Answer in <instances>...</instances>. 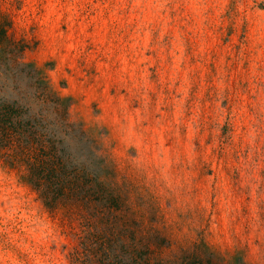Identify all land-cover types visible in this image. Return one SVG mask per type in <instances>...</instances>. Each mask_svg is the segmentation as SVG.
<instances>
[{
	"label": "rangeland",
	"instance_id": "rangeland-1",
	"mask_svg": "<svg viewBox=\"0 0 264 264\" xmlns=\"http://www.w3.org/2000/svg\"><path fill=\"white\" fill-rule=\"evenodd\" d=\"M4 102L0 264H264V0H0Z\"/></svg>",
	"mask_w": 264,
	"mask_h": 264
},
{
	"label": "trees",
	"instance_id": "trees-1",
	"mask_svg": "<svg viewBox=\"0 0 264 264\" xmlns=\"http://www.w3.org/2000/svg\"><path fill=\"white\" fill-rule=\"evenodd\" d=\"M26 114L25 108L17 102H4L0 105V150L12 159L14 164H21L29 169V176L37 178L35 180L38 187L43 184L46 172L50 173L54 182L52 192H55L56 200L57 196L64 192L63 184L56 183V178L60 180L64 173L59 167L58 147L45 143L44 133L38 128L39 122H34L32 118L26 117ZM146 263L149 264L150 261ZM186 264L215 263L211 259H192Z\"/></svg>",
	"mask_w": 264,
	"mask_h": 264
}]
</instances>
